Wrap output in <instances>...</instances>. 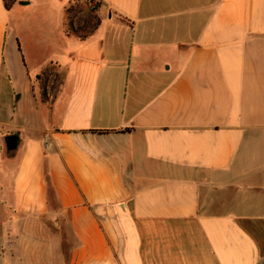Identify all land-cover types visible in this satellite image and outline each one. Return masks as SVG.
<instances>
[{"label":"crops","instance_id":"crops-1","mask_svg":"<svg viewBox=\"0 0 264 264\" xmlns=\"http://www.w3.org/2000/svg\"><path fill=\"white\" fill-rule=\"evenodd\" d=\"M34 4L0 0V259L264 264V0Z\"/></svg>","mask_w":264,"mask_h":264},{"label":"rangeland","instance_id":"rangeland-1","mask_svg":"<svg viewBox=\"0 0 264 264\" xmlns=\"http://www.w3.org/2000/svg\"><path fill=\"white\" fill-rule=\"evenodd\" d=\"M22 4H26L30 1L34 2L35 7H40L43 0H19ZM94 5L92 4H81L78 2H73V9L71 13L67 16L68 19L63 23L65 28V32L68 34H73L74 29L77 32V29L80 28L82 31L80 33H86L90 31L91 28L97 25V20L95 18V11L92 10ZM41 10V9H40ZM40 10L33 15L32 18L27 20L25 26H22L20 31V39L30 48L31 51H36V54L40 57H43V52L40 54L38 52L39 47L36 44L38 43L39 38L44 33H50V29H55L59 27V22L52 18L42 17L40 14ZM52 19V20H51ZM51 20V21H50ZM57 24V26H56ZM34 58H36L34 56ZM41 60H38L40 62ZM0 264H20L18 261L13 262L8 257H4V259H0Z\"/></svg>","mask_w":264,"mask_h":264},{"label":"trees","instance_id":"trees-1","mask_svg":"<svg viewBox=\"0 0 264 264\" xmlns=\"http://www.w3.org/2000/svg\"><path fill=\"white\" fill-rule=\"evenodd\" d=\"M72 9H73V6H68V8L66 9V14L69 15V13L72 11ZM92 10H94V9H92ZM97 25H98V21H97ZM74 34H77V32L74 31ZM80 38H84V36L83 37H80Z\"/></svg>","mask_w":264,"mask_h":264}]
</instances>
